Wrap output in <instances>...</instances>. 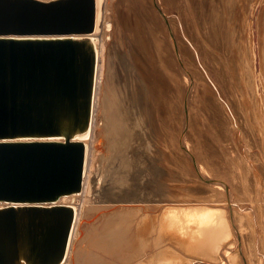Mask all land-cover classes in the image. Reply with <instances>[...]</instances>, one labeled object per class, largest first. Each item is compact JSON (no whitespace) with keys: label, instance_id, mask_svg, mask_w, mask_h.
Instances as JSON below:
<instances>
[{"label":"rangeland","instance_id":"obj_1","mask_svg":"<svg viewBox=\"0 0 264 264\" xmlns=\"http://www.w3.org/2000/svg\"><path fill=\"white\" fill-rule=\"evenodd\" d=\"M126 1L128 0H110V2L106 0L105 5L107 3H110V6L118 4L125 15L123 16L131 21L135 37L129 36L125 26L122 27V32L127 42H130V45L136 49L137 56L139 55L143 60L144 74L149 78V82L152 81L149 84L153 90L155 88V95L157 94L155 99L159 98L157 100L159 107H156L157 115L153 116L155 114H152L158 136L155 156L152 155L151 157L163 175L157 186L161 196L165 197L159 202L148 204L155 209L152 211L153 219L156 217L157 220L158 215L164 218L162 214L167 211L164 206L171 204L177 207H193V205L201 206L200 203L203 205V202L205 205L207 202L206 205L209 206L228 207L231 214H235V211L241 209V212L248 213L246 216L249 218H246L242 223L233 222L235 237L230 242L232 245L230 250L233 255L243 257L245 264H264V215H261L264 214V203H261L263 201L259 198L257 199L261 202L257 203L258 200L254 198V195H264V142L262 143L263 138L259 132L260 126L255 120V114L250 102L248 103V97H246L245 108L241 107L240 109L238 103L239 95L242 91L243 93L246 91L240 90L241 86L243 87L240 80L241 54L244 52L250 26L253 28L252 31L255 29L254 38L260 70L259 31L264 29V0H235L233 2L231 0H140V2L130 0L133 4L136 3L134 4L136 5V7L134 6L135 10H132L133 15L127 10ZM243 2L246 3L243 5ZM148 3L152 6H149ZM141 7H144L143 10ZM137 10L138 16L135 15ZM108 13H111V10ZM178 24L186 35L185 40L189 44L191 41L198 48L201 65L195 62L193 56L188 52V47L181 39V33L176 31ZM184 26L186 30H184ZM105 32L108 33L105 40L110 41L111 30L106 29ZM179 39L182 41L181 43ZM171 44L172 47L169 48ZM180 44L183 45V49H181ZM165 48L170 50L167 51ZM176 59L179 65L181 64L182 72L184 71L187 79L180 74L177 67H174L173 63ZM198 69L201 71L199 72ZM205 72H208V79L204 76ZM210 82L216 83L223 97L232 105L242 129L241 141L244 143L248 141V145H251L252 149L249 148L250 146L248 147L249 150H252L249 153V158L254 162L256 161L255 165L259 175L252 171H246L247 163L240 156H237L240 146L237 141L239 134L236 135L229 120L217 107L214 90ZM161 105L163 106L160 107ZM160 114L162 117L159 118ZM243 152L246 153V150L243 149ZM201 167L205 170L203 173ZM217 186L223 187L224 190H218ZM221 195L225 196L222 197ZM250 197L254 198L256 201H254V205L256 203L257 207L252 206L259 208V211L256 209L258 212H255V221L250 217L249 212L245 211L247 210L245 208L250 204ZM93 198L91 196L81 197L79 201L75 202V205L79 209L83 208V210L101 207L105 208L104 212H112V209L117 205L113 202H93ZM234 214L232 215L235 217ZM127 217L125 215L120 220L119 223L122 224L118 225V229L122 230H120L122 236L130 233L136 234L139 230L143 231V233L139 232V235H143L144 240L147 239L145 241L147 246L145 242L143 243L144 240H139L140 237L135 240H137V244L142 241L138 245L143 243L147 250L150 247L147 255L148 261L161 259L162 250L164 249L163 251L166 252L167 247L173 246L171 249H178V239H190L189 236L182 234V230L168 226L167 229L164 228L167 233H163L161 236L165 241L162 240L163 242H161L160 240L157 243L158 240L155 241L156 238L153 237L157 226L151 234V228L155 226L153 223L156 224V220L150 219L154 221L149 220L153 226L147 222V227H145L147 230H145L143 228L146 226L145 223L143 226L141 224V227L139 225L140 229H138L132 225L134 223L137 225L136 219L129 216L131 218L128 217L130 220L128 221ZM249 219L250 221H248ZM92 221L93 219L89 223ZM254 222L258 224H256V233L254 229H251V227L254 228ZM83 225L82 242L89 235V232L96 229L99 224L96 220L91 225L84 221ZM132 226L136 229L132 230ZM88 228L89 231H87ZM102 230L103 227H101ZM101 231H98L95 237L107 244L108 242L101 237ZM164 231L162 230V232ZM166 234L168 237L165 236ZM139 235L136 234V236ZM136 236L135 238H137ZM143 244L139 248H143ZM82 247H85V244ZM146 247L143 249L146 250ZM124 250L126 249L124 248ZM158 254L161 255L159 259L156 257ZM251 257L254 259H252L253 263L250 260ZM203 264H229V262L224 256L222 259L205 260Z\"/></svg>","mask_w":264,"mask_h":264},{"label":"water","instance_id":"obj_2","mask_svg":"<svg viewBox=\"0 0 264 264\" xmlns=\"http://www.w3.org/2000/svg\"><path fill=\"white\" fill-rule=\"evenodd\" d=\"M98 14L97 0H0V264L67 260L76 210L59 201L83 187Z\"/></svg>","mask_w":264,"mask_h":264},{"label":"bare ground","instance_id":"obj_3","mask_svg":"<svg viewBox=\"0 0 264 264\" xmlns=\"http://www.w3.org/2000/svg\"><path fill=\"white\" fill-rule=\"evenodd\" d=\"M108 1L110 2V0ZM138 1L140 2V0ZM231 1L233 2L235 0ZM97 2L99 9V25L95 37L97 38L96 48L98 51L99 61L96 78V91L94 99L91 136L90 139L88 141H85L84 144L86 163L84 170L83 187L80 194L63 197L59 201V203L74 206L76 210L75 229L71 239L69 254L64 264H203V261L205 260L212 261L216 258L222 259L224 256H226V258L228 259L229 264H245L243 257H239L235 253V255H233L230 250L232 248L230 242L235 237V227L233 222L242 223L246 220V218H249L246 216V214L248 213L241 212V209L235 211V214L232 213L235 215L234 217L231 214V211H229L228 207L224 208L217 205L209 206L206 205L207 202H205V205L204 202L203 205L202 203H200L201 206H194L192 204L193 207H177L170 203L171 205L164 206L165 208H167L166 213L162 214L164 218H161L162 216L160 217V215H158L157 220L155 219L156 217L153 219L152 211H154L155 209H153L154 207L152 208L151 205L148 204L156 203L157 201L159 202V200L165 197H163V195L161 196L157 186V183L161 181L163 175L161 174L159 168L155 166V162L151 157L152 155L155 156L158 136L157 129L155 127V120L154 117H152V114H155L153 116L157 115L156 107H159L157 101L159 100V98H157V100L155 99L157 96V94L155 95V88L153 90L149 84L152 81L149 82V78L144 74L145 65L143 60H141V57H139V55L137 56L135 51L136 49H134V46L130 45V42H127L126 38L124 37V33L122 32V27L125 26L127 31L129 32V36H134V29L131 25V21L127 20L124 17L125 15L121 11L118 4H112V6H110V3H107L105 5L106 0H97ZM126 2L127 10L132 13V10H135L136 5L134 4L136 3L134 2L133 4V2H130V0ZM245 3L246 2H243V5ZM149 6H152V4ZM142 8L144 7H141V9ZM110 10L111 13H108V11ZM135 15L138 16V10L137 14ZM178 27L176 31L181 33V39H183L182 41H184V43L188 47V52H190V54L193 56L195 62L198 65H201L199 61V54L197 51L198 48H196V46L191 41L190 45L187 40H185L186 35L184 34L182 27H180V25ZM106 29L111 30V34L109 35L110 41L105 40L106 36H108V33L105 32ZM261 29L262 27L260 28V30ZM184 30H186V27L184 28ZM252 30L253 28L250 26L249 34L247 35L244 46V52L241 54L240 80L241 84H243V87L241 86L240 90L243 89L246 91H244V93L242 91L241 95H239L238 103L240 109L241 107L245 108V102H247L246 97H248V103L250 102L252 106L255 114V120L260 126L259 132L262 135L263 143L264 29H262V31H259L260 70L258 68L257 62V45L255 46L254 38L255 29L254 31ZM179 41L180 43L182 42L180 39ZM163 42L165 41L163 40ZM169 46L166 47L171 48L172 44ZM182 47L183 45L181 46V49H183ZM168 50L170 49H167V51ZM166 53L168 54V52ZM173 65L174 67H177L180 74L185 79H187L184 71L182 72V66L181 64L179 65L177 59L174 61ZM204 69L205 68L203 67V70ZM204 76L206 79H208V72H205ZM210 85L214 90V98L217 107L222 111V114L225 116V118L229 120L231 127L235 131L236 135L239 134L237 136V141L240 146L237 156H240L242 160L247 163V165L245 163L246 171H252L253 173L259 175L255 165L256 161L254 162L249 158V153L250 151H252L249 150V148H251V145H248V141L246 143L241 141L242 129L239 125L237 115L234 113L232 105L223 97L222 92L220 91L216 83L210 82ZM162 106L163 105H161L160 107ZM160 117H162L161 114L159 118ZM159 118L157 119L159 120ZM110 139L112 140L111 142ZM243 149L246 150V153L243 152ZM100 153H103L105 155L104 157H107L109 153L115 154V157L110 163V174L112 176H110L109 174V177L108 179H106L104 184H100V180H98L97 176L94 173L96 158ZM200 169L202 170V173L203 171H205L203 167H201ZM217 187L218 190H224V188L221 186ZM87 196L94 197L93 202H113L117 205L112 209V212H104L105 208L101 207L88 210H83V208L79 209L75 205V202L79 201L81 197L86 198ZM221 196L223 197L225 195ZM250 198V204L245 208L247 209L245 211H248L250 217H252V219L255 221V212L259 208H256V203L254 205V198H259L261 201H263L261 202L257 199V203H264V195H254V198ZM252 205L256 207H253ZM125 215L128 217L132 216L136 219L135 222H138L137 225H134L135 223L132 225L138 229H140L139 225L140 227L141 224L143 226V223H145L146 225L147 222L149 223L150 219L156 220V224L158 225H156L153 220H150L151 222L153 221V225H155L153 228H151L152 230H150L152 234L154 232V228L157 226L154 233L155 236H153L156 238L155 241L158 240L157 243H159L160 240L161 242H163L162 240L165 241V239L161 236L163 235V233H167L166 231H164V228L167 229L168 226L174 227V229L182 230V234L185 236H189L190 239H180L181 241L178 239L177 242L179 250L177 248L175 250L171 249L173 246H171V248L167 247L168 250L165 249L167 254L165 251H163V249L161 259H159L161 255L159 256L158 254V256L156 257L159 260L155 258L156 261L152 259L148 261L147 255L150 247L147 250V243L145 242L147 239L144 240L145 237L143 239V235H139V232H141V230H139V232H136L137 230H134L136 234L138 233L139 236H136V234L134 233H130L126 236L121 235L122 230L118 228L122 223L120 224L119 222H121L120 220H122ZM128 217L127 220L130 221ZM233 217L235 221L232 220ZM92 219V222L98 220L99 226L89 232V235L84 238V241L82 242L81 239L83 238L84 234L83 222L87 221V224L91 225L92 222L89 223V221ZM127 220L126 223L128 222ZM132 221L134 222V219H132ZM248 221H250V219ZM151 222L149 224H151ZM256 224L254 222V228L250 226L251 229L255 230V233L257 230ZM101 227H103L102 231ZM145 227H147V225L143 226V228L147 230ZM136 228L133 227L132 230ZM132 230L128 231L131 232ZM162 230L164 232H162ZM87 231H89V228ZM98 231H101V237L108 242L107 244L103 243L100 239H96L95 236ZM141 233H143V231ZM170 234L173 235L172 233ZM167 235L168 234H166L165 236L168 237ZM135 236L137 238H135ZM138 237H140L139 240H144L143 243L145 242L146 246H144L143 243L142 244L143 248L146 247V250H144L143 248H139L142 247V244L140 246L138 244H140L142 241L140 242L138 240L139 242L137 244V240L135 239H138ZM84 244L85 247H82V245ZM124 248L126 250H124ZM179 251L181 252L179 253ZM253 257H251L250 260H252ZM253 260L252 263L254 262Z\"/></svg>","mask_w":264,"mask_h":264}]
</instances>
